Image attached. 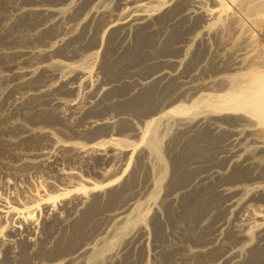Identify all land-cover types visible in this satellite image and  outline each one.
<instances>
[{
	"label": "bare ground",
	"instance_id": "6f19581e",
	"mask_svg": "<svg viewBox=\"0 0 264 264\" xmlns=\"http://www.w3.org/2000/svg\"><path fill=\"white\" fill-rule=\"evenodd\" d=\"M261 30L264 0H0V152L18 157L6 176L17 187L54 166L47 183L67 186L0 197V229L4 212L41 210L44 235L72 227L1 229L0 264L17 245L45 257L33 264H148L150 247L161 264H264ZM27 120L105 137L64 141Z\"/></svg>",
	"mask_w": 264,
	"mask_h": 264
},
{
	"label": "rangeland",
	"instance_id": "374dc122",
	"mask_svg": "<svg viewBox=\"0 0 264 264\" xmlns=\"http://www.w3.org/2000/svg\"><path fill=\"white\" fill-rule=\"evenodd\" d=\"M262 31V32H261ZM261 31H257V36L258 35H260V36H258V40H260V41H262V43L264 44V31L263 30H261ZM261 32V33H260ZM261 34H263V35H261ZM260 37V38H259ZM131 40H132V38H130ZM129 39V40H130ZM262 39V40H261ZM260 41H259V44L260 45H262V43H260ZM105 43H106V40L105 41H103V43L101 42V41H99V43L97 44V46L94 48V49H101V50H103V47L105 46ZM93 44H95V43H93ZM99 46V47H98ZM261 48L263 49V51H264V47H262L261 46ZM100 60L99 61H101V57L99 58ZM199 60H201V57L199 58ZM71 98L73 97V96H70ZM69 97V98H70ZM74 98V97H73ZM73 112H69V111H66V115H65V117L66 118H68L67 120H69L68 122H70V123H72L73 121L75 122V115L74 114H72ZM106 113V112H105ZM105 113H103V114H101V116L102 117H104V116H111L110 114H112V113H115V114H117V112H107L106 113V115H105ZM113 115V114H112ZM124 115H126V114H124ZM108 116V117H109ZM133 118H135L136 120H137V118L136 117H134V116H132ZM19 118H21V119H23L21 116H19ZM26 122V121H25ZM27 122H28V124H31L30 122H33L32 120H27ZM26 122V123H27ZM39 122V123H38ZM42 122H44L43 124H41ZM33 123H36L35 125L36 126H38V124L40 125V126H42V127H47V128H52V129H54V130H58V128H59V134H58V136L62 139V140H64V141H84V142H90V140H99L100 138H104L105 136H103V135H97L98 137L97 138H91V137H89L88 138V136H81V135H79V134H77L76 132L74 133V131L72 130H70V129H68L67 127H63V124H61V122H49V121H47V123H46V121H44V120H41V121H36V122H33ZM34 125V124H33ZM44 125V126H43ZM51 125V126H50ZM54 125V126H53ZM56 126V127H55ZM64 129L65 130V132H64V130H63V132H61L62 130L61 129ZM65 128H67V129H65ZM124 129H126V127L124 128ZM124 129H122L121 130V133H120V135H122V138H126V139H130V140H140V137H137V136H132V135H130L132 132L131 131H129L128 129H126V130H124ZM61 130V131H60ZM123 131V132H122ZM61 132V133H60ZM101 136H103V137H101ZM126 136V137H125ZM84 137V138H83ZM100 137V138H99ZM121 137V136H120ZM91 138V139H90ZM99 138V139H98ZM44 146H45V144H44ZM20 147V150H22V151H28V150H26L27 148H28V145L27 144H25V146L24 145H21V146H19ZM24 147H26V148H24ZM30 148V147H29ZM31 148H33V146H31ZM37 148V147H36ZM7 151V152H6ZM4 152V153H3ZM1 154H0V197H5V198H9L8 200H9V202H11V201H13V200H17V201H19V199L20 198H22L20 201H22V202H26V201H28V199L30 198V196L31 195H33V194H35L36 195V193H37V195L38 196H40V197H46L45 196V194L48 196V195H50V193H51V195L53 194V195H55V194H57V193H61L62 192V188H65V186L66 185H62L61 183H59L58 185H60V189H58L59 187H57V188H52V187H50V185L47 183V180H49V179H51V177L53 176L54 177V174L56 173V172H54V166L53 167H51V168H47L46 170H43V172H41L40 170L39 171H37V173L36 172H34L33 174H31L30 176H28V178H24V179H19L18 180V182L19 183H16V185H17V187L16 186H14V184L12 183V182H14L15 183V180H14V178H13V176H10V177H7L6 176V172H7V169H6V167L4 166V162L5 161H8L7 162V164L9 165V162H10V164H16V162H18V157H16L15 155H12V153H10L8 150H4L3 149V151L1 150V152H0ZM10 154V155H9ZM4 155V156H3ZM8 159V160H7ZM14 161V162H13ZM6 163V162H5ZM2 164V165H1ZM64 164V166L66 167V168H70V167H73L74 166V164H70V163H67L66 161L63 163ZM83 164V165H82ZM73 165V166H72ZM79 165V166H78ZM85 164L84 163H81L80 162V164H79V162L77 163V165H75L76 167H79V169H81L82 171V174L83 175H85L84 177L85 178H87V177H89L88 179L90 180H92L93 182H94V180L95 181H100L99 180V175L97 174V168L95 167V165H93V163L92 164H89V165H87V166H84ZM62 166V165H61ZM82 168H81V167ZM87 169H86V168ZM95 168H96V170H95ZM89 169V170H88ZM49 171V172H48ZM39 172V173H38ZM94 172H95V174H94ZM35 174V175H34ZM97 174V175H96ZM2 176V177H1ZM94 177V178H93ZM8 179V180H7ZM97 179V180H96ZM90 180V181H91ZM8 181H11V183L12 184H10V182H8ZM24 182V183H23ZM10 184V185H9ZM12 185V186H11ZM88 185V184H87ZM20 186V187H19ZM28 186V187H27ZM62 187V188H61ZM67 187V186H66ZM18 189V191L16 190V189ZM19 188L21 189V192H19L20 190H19ZM26 188V189H25ZM28 188H30V189H28ZM23 189V190H22ZM27 190V191H26ZM17 191V192H16ZM26 191V192H25ZM47 191V192H46ZM16 193V194H15ZM17 193H19V196H18V194ZM24 193H25V195H24ZM33 193V194H32ZM28 194V195H27ZM43 194V195H42ZM2 195V196H1ZM27 195V196H26ZM23 196V197H22ZM26 196V197H25ZM15 197V198H14ZM18 197H19V199H18ZM27 197H29V198H27ZM27 198V199H26ZM11 199H13V200H11ZM52 203H54V204H52ZM52 205L50 204V207H51V209H53L54 207H57V208H59V207H62V204L64 203V201H63V199H58L57 201H52ZM57 208H55V209H57ZM108 208H109V210L111 209V207L110 206H108ZM108 210V209H107ZM4 211H6V209L4 210ZM43 212V213H42ZM5 214H4V217H5V219H4V223L2 224V230L1 231H3V232H1V237H2V239H5L6 237H7V234H8V231H7V227H10V226H13L14 224H16V222L17 221H22V225L25 227V225L27 226V225H33V227L35 228V230L37 231L39 228V231L41 232V231H45V225H44V219H45V217L47 216V215H45V212L44 211H39V212H37L36 213V215L34 216V217H32V216H27V214L26 213H18V215L16 214H11V213H6V212H4ZM38 213H41L40 215L38 214ZM26 214V215H25ZM43 214V215H42ZM9 215H10V217H9ZM15 217H14V216ZM20 215V216H19ZM44 215H45V217H44ZM7 216V217H6ZM26 216H27V218H26ZM43 216V217H42ZM67 216V215H66ZM18 217H20V218H18ZM23 217H25V220L23 221ZM39 217V218H38ZM7 218V219H6ZM16 218V219H15ZM27 219V220H26ZM68 219H69V217H68ZM6 220V221H5ZM31 220V221H30ZM36 220V221H35ZM27 221V222H26ZM28 221H29V224H28ZM35 221V222H34ZM12 222H14L13 224H12ZM25 222H26V224H25ZM33 222V223H32ZM11 223V224H10ZM37 223V224H36ZM41 223H43V225H41ZM40 224V226H38ZM3 225H5L4 227H6L5 229H3L4 227H3ZM10 225V226H9ZM37 225V226H36ZM57 225V226H56ZM44 226V227H43ZM60 225L59 224H55V226L53 225V226H49L48 227V230H47V232L49 233L50 231H52V232H50V234H46V235H48V236H50V235H52L53 233L56 235L57 233V235L56 236H60V235H62V232L63 233H71V229H72V227H71V229H70V227L69 226H67L65 229H63V231L61 230V227H59ZM51 227H52V229H51ZM53 228H55V229H53ZM59 228V231L57 230ZM49 229H51V230H49ZM53 230H55V232L53 231ZM69 230V231H68ZM61 231V232H60ZM40 232L38 233V231H37V233L39 234V236L40 237H43V239L45 240V237H47L46 235H44L45 234V232H44V234L41 232V235H40ZM54 235V236H55ZM42 239V238H41ZM23 246L24 245H17L16 246V250L18 251V250H21V249H19L20 247L22 248V254H23V252L25 253V254H23L24 256L26 255V256H29L30 257V259H31V261H30V259L27 257H24V256H19V258H20V260L18 259V261H17V263L18 264H20V263H24V264H27V263H30V264H33V263H37V262H43V261H45V259H43V258H45V257H40L41 255H38L39 257H40V259H37V262H35L36 260V258H39V257H37V255H34V254H32L31 252H29V251H27V250H25V247L23 248ZM150 248L152 249L151 251H150ZM148 250H146V252H145V258H146V256H147V258L146 259H148L147 261H148V264H153V262H154V264H161V262H160V260L159 259H157L155 256H154V249L152 248V247H150ZM25 250V251H24ZM26 252H27V254H26ZM29 252V253H28ZM153 253V255H152V253ZM31 253V254H30ZM148 254V255H147ZM32 255H34V260H32L33 258H31V257H33ZM150 256V257H149ZM154 256V257H153ZM21 257H24L23 259L21 258ZM142 258V254L141 255H139V260L141 261V258ZM42 258V259H41ZM153 258V259H152ZM155 258V259H154ZM21 259L22 260H24V261H21ZM28 259V260H27ZM150 259H151V261H150ZM138 260V263L140 262ZM156 260H158V261H156ZM19 261H21V262H19ZM28 261V262H27ZM33 261V262H32ZM156 261V262H155ZM16 263V264H17ZM22 263V264H23Z\"/></svg>",
	"mask_w": 264,
	"mask_h": 264
}]
</instances>
